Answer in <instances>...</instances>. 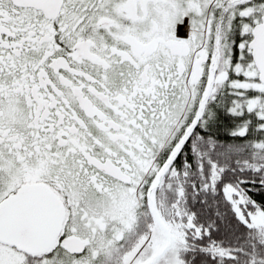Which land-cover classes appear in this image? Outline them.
Here are the masks:
<instances>
[{
  "label": "snow or ice",
  "instance_id": "6c2138e0",
  "mask_svg": "<svg viewBox=\"0 0 264 264\" xmlns=\"http://www.w3.org/2000/svg\"><path fill=\"white\" fill-rule=\"evenodd\" d=\"M0 264H264V0H0Z\"/></svg>",
  "mask_w": 264,
  "mask_h": 264
}]
</instances>
